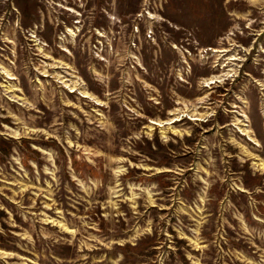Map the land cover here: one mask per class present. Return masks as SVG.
<instances>
[{"label": "rangeland", "instance_id": "1", "mask_svg": "<svg viewBox=\"0 0 264 264\" xmlns=\"http://www.w3.org/2000/svg\"><path fill=\"white\" fill-rule=\"evenodd\" d=\"M0 264H264V0H0Z\"/></svg>", "mask_w": 264, "mask_h": 264}, {"label": "flooded vegetation", "instance_id": "2", "mask_svg": "<svg viewBox=\"0 0 264 264\" xmlns=\"http://www.w3.org/2000/svg\"><path fill=\"white\" fill-rule=\"evenodd\" d=\"M231 51V50H230ZM230 51H227V52H230Z\"/></svg>", "mask_w": 264, "mask_h": 264}]
</instances>
